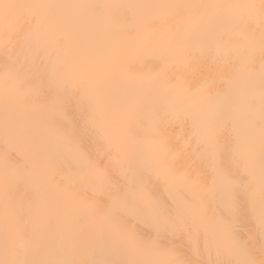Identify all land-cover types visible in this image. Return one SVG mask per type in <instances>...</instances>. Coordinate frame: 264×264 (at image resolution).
I'll return each mask as SVG.
<instances>
[{
	"label": "bare ground",
	"instance_id": "1",
	"mask_svg": "<svg viewBox=\"0 0 264 264\" xmlns=\"http://www.w3.org/2000/svg\"><path fill=\"white\" fill-rule=\"evenodd\" d=\"M0 264H264V0H0Z\"/></svg>",
	"mask_w": 264,
	"mask_h": 264
}]
</instances>
